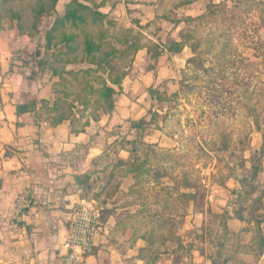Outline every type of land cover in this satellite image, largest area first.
<instances>
[{
	"label": "rangeland",
	"instance_id": "rangeland-1",
	"mask_svg": "<svg viewBox=\"0 0 264 264\" xmlns=\"http://www.w3.org/2000/svg\"><path fill=\"white\" fill-rule=\"evenodd\" d=\"M65 1L56 4L58 11ZM80 1L88 5L94 2L114 20L118 29L131 27L141 33L140 42L147 44L151 51L157 48L149 42L158 45L164 44L167 38H178L179 29L190 30L199 40V47L208 48L197 65L187 62L192 56L188 45L176 53L165 51L158 61L151 58L145 48L127 56L130 62L125 67L127 74L120 91L123 88L133 102V105L129 104L131 115L110 125H100L92 120L89 123L90 140L101 142L104 139V145H107L122 135L132 138L133 129L127 133L128 119L145 116L146 119L153 117L144 136L148 145H137L130 155L119 145L110 147L106 156L112 161L103 170V175L93 179L95 187L104 184L103 191L99 188V191H92L91 198V189L84 191L86 199H94L100 205L103 196L116 193V196L125 197L129 205L133 204L131 209L140 211L139 216L137 212L134 214L139 217L141 228L154 229L159 244L155 254L161 246L165 253L174 255L177 264H211V259L217 264H262L264 252L260 254L257 239L258 230L264 233V157L261 171L253 180L256 191L240 211L243 220L237 218L229 227L222 212L225 208L230 210L232 206H238L235 192L240 184L235 178L249 167L252 150L264 143V0H248L236 7L233 0H227L225 3L231 15L206 14L194 21H181L177 27L166 18L155 19L153 16L174 13L177 17L196 16L204 11L207 0L182 4H177L181 0ZM53 19L54 15H44L42 26L49 27ZM135 20L140 21L142 27L135 26ZM9 23L7 18L1 21L0 45L8 42L10 49L4 62L6 70L2 71L0 67V89L7 88V96L11 97V85L3 86L4 79L10 75L8 61L14 59L13 71L24 77L32 65L23 62L29 61L27 54L33 51L37 38L30 40L27 35H8V30L15 28ZM95 27L87 26L91 33L95 32ZM114 28L109 27V30ZM65 29L70 30L69 26ZM81 30L82 27L77 28L76 32ZM85 66L73 64L67 68ZM147 68L154 70L153 80L139 77ZM38 79H47L51 83L56 78L45 70ZM15 82L19 84L17 81L12 84ZM151 86L154 88L152 94L149 93ZM2 106L0 95V116L6 114ZM251 114L256 115L259 128ZM44 116L42 111L40 119ZM98 129L102 132L100 138L95 136L99 135ZM125 146L130 148V145ZM240 157L247 160L245 168L241 167ZM22 169L27 173L30 171L25 166ZM106 174L109 176L107 181L103 180ZM183 179L194 186L186 188ZM1 180L0 259H3L10 247L19 251L15 244L5 241L13 238L15 227L11 213L13 200L3 194ZM93 184L90 186L94 187ZM27 189L21 187L17 193L25 202L31 198ZM187 192H192L193 196L187 198L184 195ZM3 263L6 260L0 261Z\"/></svg>",
	"mask_w": 264,
	"mask_h": 264
},
{
	"label": "crops",
	"instance_id": "crops-1",
	"mask_svg": "<svg viewBox=\"0 0 264 264\" xmlns=\"http://www.w3.org/2000/svg\"><path fill=\"white\" fill-rule=\"evenodd\" d=\"M57 5L56 10L61 14L64 5L62 4L61 11H58ZM8 31V35L25 36L19 34L16 28ZM9 49L8 42L0 45L2 71L6 70L4 62L9 57ZM68 66L73 67V64ZM149 69L142 70L139 77L153 80L156 74ZM9 74L4 79L6 83L3 86L11 85L9 90L12 96H7V88L0 89L2 108L6 112L0 116V178L3 194L13 200L12 219L16 217L12 220L15 227V233L11 236L13 238L5 241L10 245L15 244L19 253L10 247L7 256L0 261L6 260L3 264H59L70 207L81 200H87L86 195L74 183L73 175L89 169L94 172L97 170L89 179V183L93 184V179L97 180L98 175H103V170H106L112 160L107 156H98L104 147V139L101 142L98 139L90 140L91 124L75 133L71 131L69 120L51 126L45 120L37 123L31 112L16 116L13 104L23 101L24 95L38 100L45 98L49 103L54 95L47 79L31 80L14 71ZM12 81L19 84H12ZM123 91L122 88L116 94L111 113H100L97 121L100 125L120 122L119 119L131 115L129 104L133 105V102ZM17 120L20 125H16ZM97 132L99 135L95 136L100 138L102 132L100 129ZM85 144L87 147L83 146ZM43 151L46 155L42 154ZM22 166L29 168V173ZM107 179L109 176L106 174L103 180ZM25 186L28 187L26 191L31 193V198L26 202L22 196L17 195L21 187ZM103 187L104 184L94 185L89 194L95 190L103 191ZM125 199L115 193L113 196H103L100 205L96 203L100 208L101 223L86 264H177V260L173 259L174 255L165 253L161 246V250L158 248L159 252L155 254L159 244L154 236V229L141 228L139 217L134 214L137 212L139 216L140 211L131 209L133 204L129 205ZM17 220L22 221V225L16 223ZM237 220L228 218L227 225L230 227Z\"/></svg>",
	"mask_w": 264,
	"mask_h": 264
},
{
	"label": "trees",
	"instance_id": "trees-1",
	"mask_svg": "<svg viewBox=\"0 0 264 264\" xmlns=\"http://www.w3.org/2000/svg\"><path fill=\"white\" fill-rule=\"evenodd\" d=\"M58 1L0 0V31L3 29L1 21L7 18L10 21L9 26L14 25L19 34L27 35L30 40L37 38L33 51L27 54L29 61L23 62L24 65H32L24 77L37 80L45 70H49L51 77L56 78L50 83L54 95L51 103L45 98L38 100L35 97L24 95L23 101L13 104L16 116L31 112L35 115L37 123L40 120H45L51 126L69 120L72 132L83 131L90 121L99 120L101 112L111 113L113 110L115 96L120 92L121 82L127 74L125 67L129 66L130 62L127 56H132L139 49L145 48L150 57L157 60L165 51L176 53L188 45L192 56L187 58V62L197 65L201 62L203 53L208 51V48L199 47V40L194 38L190 30L184 31L183 29L177 31L178 38H167L166 42L164 44L159 43V46L149 42L157 48L156 51H151L147 44L140 42L143 36L141 33L135 32L131 27L118 29L114 20L106 12L99 10V6H96L94 2L88 5L80 0H69L64 4L63 13L60 14L56 10ZM191 1L193 0H181L177 4L190 3ZM226 1L207 0L204 11L196 16L177 17L174 13L170 14L171 16H157L155 14L153 18H166L173 23V27H177L181 21H194L206 14L222 12L227 17L232 12L227 9ZM242 2H248V0H233V5L236 7L238 3ZM44 15H54L51 25L47 28L41 24ZM134 24L142 27L138 20H135ZM95 25L97 26L95 32H89L87 26ZM66 26H69L70 30L65 29ZM114 26V30L110 31L109 27ZM80 27L82 30L76 32V29ZM157 29L159 30V28ZM17 51L20 53L21 49ZM17 59L20 58L17 56ZM13 61L14 59L11 58L8 61L7 72L9 73L13 72ZM70 64H86V66L78 69L67 68ZM150 89L149 93H154L152 86ZM42 111H44L45 116L40 119ZM152 119L153 117L146 119L145 116L128 119L129 131L127 133L133 129V137L126 138V135H122L120 138L114 139L109 144L104 145L98 156L108 155V149L116 145L127 150L129 155L136 151L137 145L147 146L148 144L144 142V136L147 134V127L153 123ZM253 122L257 128L260 127L256 115H253ZM16 125H20V121L17 120ZM125 145H130V148ZM83 146L87 147L86 144ZM263 146L264 143L258 149L252 150L248 158L249 167L245 168L247 160L240 157L241 167H244L245 170L239 177L235 178L240 184L239 189L235 192V202L238 206H232L230 210L225 208L222 212L224 220L231 217L243 220L240 211L256 191V184L253 180L261 171V161L264 157ZM221 148L225 149L226 147L221 146ZM42 154L46 155V152L43 151ZM93 172L89 169L73 175L74 183L82 192L91 189L89 179ZM182 183L186 188L194 186L187 179H183ZM184 195L187 198L193 196L192 192H187ZM16 223L22 225L23 222L17 220ZM258 233V248L260 254H263L264 233H261L260 230ZM211 264L217 263L211 259Z\"/></svg>",
	"mask_w": 264,
	"mask_h": 264
},
{
	"label": "built area",
	"instance_id": "built-area-1",
	"mask_svg": "<svg viewBox=\"0 0 264 264\" xmlns=\"http://www.w3.org/2000/svg\"><path fill=\"white\" fill-rule=\"evenodd\" d=\"M100 218V208L92 199L81 200L70 207L59 264H86L100 228Z\"/></svg>",
	"mask_w": 264,
	"mask_h": 264
},
{
	"label": "water",
	"instance_id": "water-1",
	"mask_svg": "<svg viewBox=\"0 0 264 264\" xmlns=\"http://www.w3.org/2000/svg\"><path fill=\"white\" fill-rule=\"evenodd\" d=\"M262 264H264V262Z\"/></svg>",
	"mask_w": 264,
	"mask_h": 264
}]
</instances>
